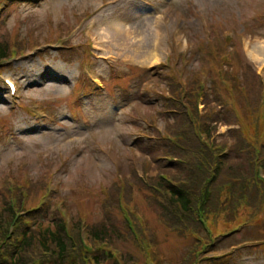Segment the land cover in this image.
Returning a JSON list of instances; mask_svg holds the SVG:
<instances>
[{
  "label": "rangeland",
  "instance_id": "rangeland-1",
  "mask_svg": "<svg viewBox=\"0 0 264 264\" xmlns=\"http://www.w3.org/2000/svg\"><path fill=\"white\" fill-rule=\"evenodd\" d=\"M0 1L8 8V1ZM5 22L10 36L29 39L23 53L34 41H55L73 28L70 50L46 49L32 57L20 53L16 63L0 69L16 75L20 84L15 102L0 83V187L5 179L12 180L10 186L21 179H45L50 201L72 219H99L106 188L134 168L142 173L143 161H149L142 150L151 122L164 126L157 112L172 68L183 80L198 72L210 83L214 71L203 44L234 33L230 42L244 52L246 41L244 61L264 77V0H39L14 5ZM87 67L104 87L93 86ZM135 202L162 240L166 259L155 264L179 262L193 238L168 233L144 193H137ZM209 225L215 242L207 255H229L215 264H264L263 221L243 223L237 231L228 221L221 231Z\"/></svg>",
  "mask_w": 264,
  "mask_h": 264
},
{
  "label": "trees",
  "instance_id": "trees-1",
  "mask_svg": "<svg viewBox=\"0 0 264 264\" xmlns=\"http://www.w3.org/2000/svg\"><path fill=\"white\" fill-rule=\"evenodd\" d=\"M20 3L35 4L33 0H10L0 15V62L14 54L13 46L26 49L30 45L29 39L10 36L5 22L11 8ZM203 45L209 48L203 53L214 71L208 87L202 88L193 72L185 92L178 74L167 73V94L157 112L164 121L163 129L151 122L153 131L144 140L142 151L149 161H143L142 173L134 168L129 176L117 178L106 188L99 219L90 221L87 215H80L68 226L55 201L37 207L48 192L45 179H21L15 192L8 180L3 181L0 264H139L141 260L148 264L149 260L166 259L156 227L135 202L140 192L168 233L193 238L188 253L177 264H215L218 260L205 255L210 236L199 219L202 214L218 231L226 229L227 221L230 228L264 222V181L257 171L258 165L264 166L263 82L235 43L218 36L214 46ZM201 97L204 107L199 111ZM221 126L227 129L220 132ZM226 145L230 151L224 154ZM12 195L18 199V208L26 211L16 220L13 233L9 229L15 219ZM85 218L91 247L80 237Z\"/></svg>",
  "mask_w": 264,
  "mask_h": 264
},
{
  "label": "bare ground",
  "instance_id": "bare-ground-1",
  "mask_svg": "<svg viewBox=\"0 0 264 264\" xmlns=\"http://www.w3.org/2000/svg\"><path fill=\"white\" fill-rule=\"evenodd\" d=\"M103 33H104V32H103ZM104 35H105L106 38H109V36H108L106 33H105ZM105 37H104V38H105ZM106 42H108V41H105L104 43H106ZM153 45H155V43H153ZM101 49H102V48H101ZM246 49L248 50V44H247V43H246ZM102 50H103V49H102Z\"/></svg>",
  "mask_w": 264,
  "mask_h": 264
}]
</instances>
